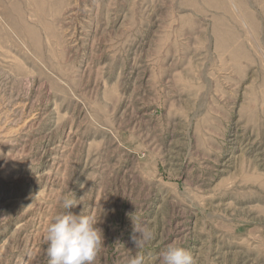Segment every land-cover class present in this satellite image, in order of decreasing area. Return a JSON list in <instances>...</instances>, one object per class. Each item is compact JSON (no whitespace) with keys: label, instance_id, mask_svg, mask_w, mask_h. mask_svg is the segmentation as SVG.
Returning a JSON list of instances; mask_svg holds the SVG:
<instances>
[{"label":"rangeland","instance_id":"1","mask_svg":"<svg viewBox=\"0 0 264 264\" xmlns=\"http://www.w3.org/2000/svg\"><path fill=\"white\" fill-rule=\"evenodd\" d=\"M60 211L96 264H264V0H0V264H49Z\"/></svg>","mask_w":264,"mask_h":264},{"label":"clouds","instance_id":"2","mask_svg":"<svg viewBox=\"0 0 264 264\" xmlns=\"http://www.w3.org/2000/svg\"><path fill=\"white\" fill-rule=\"evenodd\" d=\"M78 205L71 197L60 200L62 209L69 210ZM135 249H144L154 238L153 231L143 223H137L136 217L130 216ZM100 219L92 214L60 211L47 224L44 240L47 244L46 255L49 264H96L104 243L103 230L97 227ZM124 264H145L142 254L127 257ZM158 264H195L194 257L178 243L169 245L158 256Z\"/></svg>","mask_w":264,"mask_h":264}]
</instances>
